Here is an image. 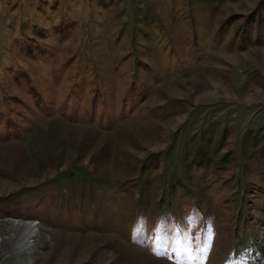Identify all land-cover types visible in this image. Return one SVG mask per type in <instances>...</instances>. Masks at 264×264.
Segmentation results:
<instances>
[{
  "label": "rangeland",
  "instance_id": "obj_1",
  "mask_svg": "<svg viewBox=\"0 0 264 264\" xmlns=\"http://www.w3.org/2000/svg\"><path fill=\"white\" fill-rule=\"evenodd\" d=\"M9 220L33 264H264V0H0V264Z\"/></svg>",
  "mask_w": 264,
  "mask_h": 264
},
{
  "label": "bare ground",
  "instance_id": "obj_2",
  "mask_svg": "<svg viewBox=\"0 0 264 264\" xmlns=\"http://www.w3.org/2000/svg\"><path fill=\"white\" fill-rule=\"evenodd\" d=\"M8 223L7 239L12 246L11 256L14 258V264H33L34 257L30 250L34 245L35 236L38 234L37 224L17 220H9Z\"/></svg>",
  "mask_w": 264,
  "mask_h": 264
}]
</instances>
